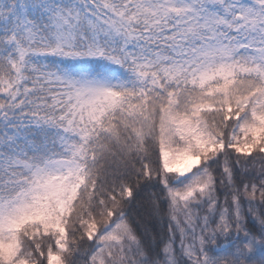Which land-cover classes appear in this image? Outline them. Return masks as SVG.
<instances>
[{"label":"snow or ice","instance_id":"snow-or-ice-1","mask_svg":"<svg viewBox=\"0 0 264 264\" xmlns=\"http://www.w3.org/2000/svg\"><path fill=\"white\" fill-rule=\"evenodd\" d=\"M0 264H264V0H0Z\"/></svg>","mask_w":264,"mask_h":264}]
</instances>
